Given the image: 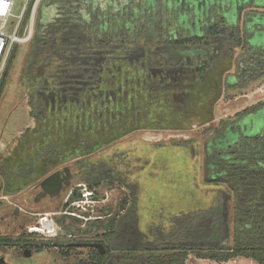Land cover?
<instances>
[{"label":"trees","instance_id":"obj_1","mask_svg":"<svg viewBox=\"0 0 264 264\" xmlns=\"http://www.w3.org/2000/svg\"><path fill=\"white\" fill-rule=\"evenodd\" d=\"M34 1H28L20 34ZM253 6H264V2L40 0L22 65V80L30 89L29 116L45 130L49 114L61 113L68 118L65 130L75 140L67 141L71 145L68 156L86 154L101 141L87 145L78 140L77 146L73 145L76 139L94 131L99 134L101 129L114 131V121L125 111H136V120L144 119L138 116L140 107L148 113L159 100L169 108L187 110L194 93L209 82L219 85L210 81L212 68L235 50L239 53L234 72L226 73L222 87L225 96L241 95L264 79V13L245 11ZM44 7L54 11L47 21L41 17ZM16 50L13 47L0 77V97ZM220 93L218 89L216 98ZM71 116L75 117L73 130ZM137 125L147 126L146 122ZM33 133L45 143L39 129ZM191 143L180 141L172 146L190 148ZM49 144L37 158L60 155L58 147ZM34 162L30 159L15 173L6 170L8 184L16 179L20 188L30 182L37 172ZM77 165L87 193L98 198V189L121 187L127 191L122 202L126 206L100 208L94 220L85 222L88 214L77 218L70 207L56 223L66 236L82 238L65 240L69 251L59 252L60 256L69 257L77 245L98 242L105 248L104 255L91 249L77 264H186L190 257L214 263L240 258L264 264V100L222 120L204 142L202 182L220 187L214 204L169 217L167 226L153 224L147 233L138 228L136 184L101 160L84 159ZM49 185L57 188L59 181ZM80 200V189H75L70 202ZM23 241L0 236V246Z\"/></svg>","mask_w":264,"mask_h":264},{"label":"rangeland","instance_id":"obj_2","mask_svg":"<svg viewBox=\"0 0 264 264\" xmlns=\"http://www.w3.org/2000/svg\"><path fill=\"white\" fill-rule=\"evenodd\" d=\"M39 1L33 7H37ZM223 1L233 5L238 1L246 2ZM24 2L25 0H14L12 12L15 16L20 13ZM250 9L264 13V6L246 7L245 11ZM53 12L52 8L44 7L41 10L43 21L49 20ZM36 15L37 12L34 13L33 24ZM15 23L16 19L10 18L4 28L5 33L10 34ZM14 47L17 50L0 97V236L49 245L38 250L31 249L29 258H24L21 247L0 248V254L10 264H77L79 260L86 259L91 250L77 246L70 251L69 257L60 256L59 250L65 252L67 248L56 247V240L63 244L65 240L82 237L66 236L56 219L66 214L70 207L75 209L77 218L82 213L88 214V219L83 220L85 222L94 220L100 208L111 206L113 209H122L126 206L122 203L127 197L124 188L117 187L111 191L98 189V198L87 193L78 178L81 172L77 163L84 159L104 161L137 185L138 228L144 233L153 224L162 223L167 226L168 218L174 215L212 206L220 187L204 185L202 182L204 142L212 136L222 120L234 118L236 113L264 100V79L241 95L233 92L228 96L224 95L222 85L226 73L234 72V58L239 53V50H235L233 56L223 57L212 68L210 81L216 84L219 82L221 87H215L209 82L188 99L187 110L182 107L177 110L169 108L161 100L148 113L146 108L140 107L138 116L144 119L136 120V111L130 114L124 110L119 120L113 123V128L116 127L114 131L101 129L100 135L95 131L87 133L77 138V143L73 144L78 146L79 140L88 145L99 140L101 145L98 148L86 154L68 156L71 145L67 141H75L69 129L65 130L69 126L68 118H64L59 112H51L46 129L42 130L29 116L27 98L30 89L26 81L22 80V65L28 43ZM218 89H221V93L216 98ZM74 118L71 116L69 120L72 130ZM141 122H146L147 126L139 127L137 124ZM36 128L43 133L47 144L41 141L38 134L33 133ZM180 141L192 142L191 147L172 146V143ZM48 143L56 145L60 155L54 158L41 155L37 158L36 154L46 151ZM33 158L37 172L31 181L20 185V188L16 186V179L8 184L6 170L15 173L19 166L28 164ZM55 180L59 181V186L50 189L49 184L55 183ZM75 189H80L81 200L72 203L70 196ZM39 229L41 232L38 235L28 237L29 233ZM97 235L99 233L86 238L91 239ZM186 264L257 263L240 258L227 263H214L190 257Z\"/></svg>","mask_w":264,"mask_h":264},{"label":"built area","instance_id":"obj_3","mask_svg":"<svg viewBox=\"0 0 264 264\" xmlns=\"http://www.w3.org/2000/svg\"><path fill=\"white\" fill-rule=\"evenodd\" d=\"M28 1L29 0H25L23 6L20 9V13L15 16L12 12L14 7V0H0V77L6 69L13 47L17 44L28 43L32 37L34 27L33 16L34 13L37 12L38 5L37 7H32L30 19L26 26L25 32L24 34H20V24L25 13ZM36 1L37 0H35L34 3ZM10 18H15L16 23L14 24L12 32L8 34L5 33L4 28Z\"/></svg>","mask_w":264,"mask_h":264},{"label":"flooded vegetation","instance_id":"obj_4","mask_svg":"<svg viewBox=\"0 0 264 264\" xmlns=\"http://www.w3.org/2000/svg\"><path fill=\"white\" fill-rule=\"evenodd\" d=\"M95 243H98V242L85 243V245H87L86 247L89 248L90 250L91 249L97 250L93 246H90V245H93ZM43 244H45V245H43ZM46 245H49V243L34 242V241H23V242H20L16 246H0V248L4 250V249H7V248L21 247L22 253L24 255V258H29L30 257L31 249L38 250L42 246H46ZM54 245H56V247H58V248L65 247L64 244H59L57 242H55ZM81 247H84V246H81ZM59 252H61V250H59ZM67 252H68V249L65 251V253H67ZM0 264H10V263H9V261L5 260V258L3 257V255L0 254Z\"/></svg>","mask_w":264,"mask_h":264},{"label":"water","instance_id":"obj_5","mask_svg":"<svg viewBox=\"0 0 264 264\" xmlns=\"http://www.w3.org/2000/svg\"><path fill=\"white\" fill-rule=\"evenodd\" d=\"M38 232L39 233L41 232L40 229L38 230ZM77 246H84V247H86L87 245L84 244V245H77ZM90 246H93L94 248H96L98 250V252H99L100 255H104L105 248H104V246L101 243H95V244L90 245Z\"/></svg>","mask_w":264,"mask_h":264}]
</instances>
